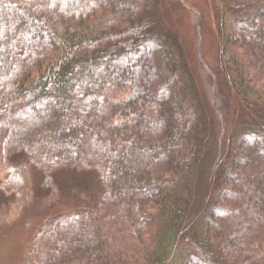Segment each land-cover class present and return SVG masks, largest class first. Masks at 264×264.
<instances>
[{"label":"trees","instance_id":"obj_1","mask_svg":"<svg viewBox=\"0 0 264 264\" xmlns=\"http://www.w3.org/2000/svg\"><path fill=\"white\" fill-rule=\"evenodd\" d=\"M211 1L201 94L158 0H0V241L33 172L48 206L91 196L65 172L101 187L21 264H264V0Z\"/></svg>","mask_w":264,"mask_h":264},{"label":"rangeland","instance_id":"obj_2","mask_svg":"<svg viewBox=\"0 0 264 264\" xmlns=\"http://www.w3.org/2000/svg\"><path fill=\"white\" fill-rule=\"evenodd\" d=\"M181 1V0H180ZM188 5H194L200 12V24L196 26L195 14L187 10L179 0H158L157 18L166 29L176 32L188 54L190 65L193 68V78L199 92L204 93V76L198 68L197 49L202 45L204 57L210 65L215 66L219 53L218 22L219 15L211 0H182ZM211 153L206 162L209 171L214 157ZM40 173L33 172V184L36 194L32 203L23 210H11L4 217V235L0 241V264H21L29 249L34 233L43 224L44 220L51 215L63 214L73 208L87 206L93 202L101 187L95 176L90 174H78L65 172L60 175L64 180H72L84 185L86 190H91L89 198H75L70 191L64 193L61 200L49 204L45 200L44 191L40 188ZM77 178V179H76ZM199 183V191L205 193L208 182L206 178ZM40 181V182H39ZM201 194V193H200ZM86 197V196H85Z\"/></svg>","mask_w":264,"mask_h":264}]
</instances>
